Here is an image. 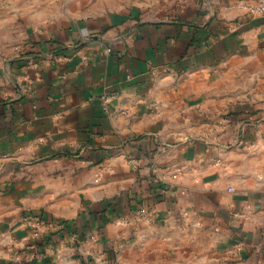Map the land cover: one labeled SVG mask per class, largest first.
<instances>
[{"label":"crops","instance_id":"1","mask_svg":"<svg viewBox=\"0 0 264 264\" xmlns=\"http://www.w3.org/2000/svg\"><path fill=\"white\" fill-rule=\"evenodd\" d=\"M257 4L0 0V264H264Z\"/></svg>","mask_w":264,"mask_h":264},{"label":"rangeland","instance_id":"2","mask_svg":"<svg viewBox=\"0 0 264 264\" xmlns=\"http://www.w3.org/2000/svg\"><path fill=\"white\" fill-rule=\"evenodd\" d=\"M69 1V0H68ZM72 1V0H71ZM76 3L84 7V11L91 10H111L120 7L138 8L154 12L158 15L165 13L176 0H75ZM92 238V237H91ZM90 238V240H91Z\"/></svg>","mask_w":264,"mask_h":264},{"label":"built area","instance_id":"3","mask_svg":"<svg viewBox=\"0 0 264 264\" xmlns=\"http://www.w3.org/2000/svg\"><path fill=\"white\" fill-rule=\"evenodd\" d=\"M250 12L254 15H261L264 17V0H258V4L257 6L255 7H250ZM168 68L167 69H164L163 71L164 72H168ZM154 72H159L158 69H154ZM116 95L115 94H112V95H107V96H103L102 97V100H103V104H104V107L107 106V104L109 103V101L112 99V98H115ZM231 191H234L233 188L230 189ZM155 215H156V211L154 208H150V207H143V208H140L137 212V217L139 219H147L148 221H154L155 219ZM34 223H36V226L38 227H42V224L41 222H36L34 221ZM38 227V228H39ZM36 236H38L36 234ZM91 241H96L94 239V237L91 238Z\"/></svg>","mask_w":264,"mask_h":264}]
</instances>
